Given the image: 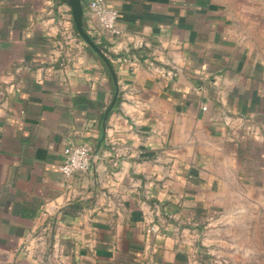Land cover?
Returning a JSON list of instances; mask_svg holds the SVG:
<instances>
[{
  "label": "crops",
  "instance_id": "0c3cea01",
  "mask_svg": "<svg viewBox=\"0 0 264 264\" xmlns=\"http://www.w3.org/2000/svg\"><path fill=\"white\" fill-rule=\"evenodd\" d=\"M82 1L105 127L70 5L0 0V264H202L208 221L264 197V0H106L118 35ZM71 143L94 158L65 177Z\"/></svg>",
  "mask_w": 264,
  "mask_h": 264
},
{
  "label": "rangeland",
  "instance_id": "374dc122",
  "mask_svg": "<svg viewBox=\"0 0 264 264\" xmlns=\"http://www.w3.org/2000/svg\"><path fill=\"white\" fill-rule=\"evenodd\" d=\"M210 219L196 236L202 264H264V197L245 201L233 215Z\"/></svg>",
  "mask_w": 264,
  "mask_h": 264
},
{
  "label": "built area",
  "instance_id": "2783aa9c",
  "mask_svg": "<svg viewBox=\"0 0 264 264\" xmlns=\"http://www.w3.org/2000/svg\"><path fill=\"white\" fill-rule=\"evenodd\" d=\"M88 8L90 17L93 21L94 27L101 34H120V29L117 26L119 18V10L107 4L106 0H88ZM122 61L127 62L132 68L137 66L136 62L129 57H122ZM117 156L126 154V151L115 149ZM93 147L89 143H71L64 153V161L60 166V170L65 177H71L80 172H87L93 162ZM158 229L153 225L149 231H157Z\"/></svg>",
  "mask_w": 264,
  "mask_h": 264
},
{
  "label": "water",
  "instance_id": "95a60500",
  "mask_svg": "<svg viewBox=\"0 0 264 264\" xmlns=\"http://www.w3.org/2000/svg\"><path fill=\"white\" fill-rule=\"evenodd\" d=\"M64 3H68L72 9L73 12V17H74V22L76 29L78 33L81 35L83 40L94 49V51L103 59V61L106 63L114 84H115V93L113 96V99L111 101V104L106 110L104 121H103V126H106V122L109 116L110 111L112 108L115 106L119 94V81H118V76L115 71V68L113 64L111 63V60L108 56V50L100 46L99 43L88 33V31L85 29L84 26V15H85V10H84V5L82 0H62Z\"/></svg>",
  "mask_w": 264,
  "mask_h": 264
},
{
  "label": "trees",
  "instance_id": "16d2710c",
  "mask_svg": "<svg viewBox=\"0 0 264 264\" xmlns=\"http://www.w3.org/2000/svg\"><path fill=\"white\" fill-rule=\"evenodd\" d=\"M77 34L79 35L80 38H82L81 35L78 33V31H77ZM99 45L102 46V44H99Z\"/></svg>",
  "mask_w": 264,
  "mask_h": 264
}]
</instances>
